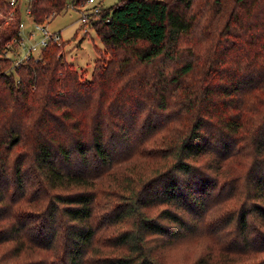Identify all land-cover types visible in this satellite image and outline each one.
Wrapping results in <instances>:
<instances>
[{
  "label": "trees",
  "instance_id": "1",
  "mask_svg": "<svg viewBox=\"0 0 264 264\" xmlns=\"http://www.w3.org/2000/svg\"><path fill=\"white\" fill-rule=\"evenodd\" d=\"M67 2L27 5L44 22ZM98 23L91 78L63 39L0 55V244L52 257L20 264H164L207 228L192 264H264V0H117ZM242 157L239 187L223 169ZM102 197L123 205L100 215Z\"/></svg>",
  "mask_w": 264,
  "mask_h": 264
},
{
  "label": "rangeland",
  "instance_id": "2",
  "mask_svg": "<svg viewBox=\"0 0 264 264\" xmlns=\"http://www.w3.org/2000/svg\"><path fill=\"white\" fill-rule=\"evenodd\" d=\"M67 1L69 2L71 0ZM116 1L117 0H102V3L105 6H112ZM80 2H82V0ZM27 4L28 0L20 1L22 20L26 24V27H33L30 15L25 13V10L28 7ZM7 10L8 9L4 8L0 9V48L5 43L6 38L11 32V30H9L10 26L4 23L5 13ZM79 15L80 13L78 10L65 8V10L56 14L52 19L39 23H46V26L50 31L60 30L61 36L65 41L62 46L65 61L71 66V68L77 71L78 75L81 76L82 79H86L91 78L95 60L98 57L96 47L103 50L104 45L94 29H91L88 34H83L79 28ZM37 38L38 37H35V39ZM9 66L14 68L12 63ZM144 119H147V115L144 116ZM141 120H143V118ZM249 162V157H242L235 161L228 162L223 169L224 176L228 179L232 175H235V177L238 178L237 183L239 187H242V177L246 172ZM239 200L240 197H237L234 201H230L229 203L223 202L222 205L216 206L215 209L211 210L206 221L209 222L212 220V223H217L220 215L226 210L225 207H236ZM104 201L105 200L102 197L97 206V210L100 215L102 214V211L104 213H107L108 211L111 215L118 205H123V203L120 202V199L111 200L108 206L105 205ZM161 208L162 206L155 207L151 209L149 213L154 216ZM122 227H126V225L121 226V224H115L114 226L103 229L102 234L104 236H111L118 232ZM34 234L37 233L35 230H32L29 237ZM211 236L212 234L209 233L207 228H201L197 234H190L184 239L177 241L174 244V247L166 250L162 255V261L164 264H192L193 261L206 250ZM28 242L33 244L31 238ZM11 253V245L7 243L0 244V264H20L21 262H25V259L27 258H33V261L39 260V258H45L47 260L52 259L51 255L43 249H40L38 252L33 254L30 252L23 253L21 256H17V258L12 256ZM114 253L115 252L113 250L109 252V254ZM217 264L221 263L219 262Z\"/></svg>",
  "mask_w": 264,
  "mask_h": 264
},
{
  "label": "built area",
  "instance_id": "3",
  "mask_svg": "<svg viewBox=\"0 0 264 264\" xmlns=\"http://www.w3.org/2000/svg\"><path fill=\"white\" fill-rule=\"evenodd\" d=\"M20 1L8 0L9 8L5 13L4 23L10 26L9 30L11 32L0 48V55L8 57L14 68L26 63L32 57H39L41 50L50 41L59 43L63 39L60 30L50 31L46 23L32 20L33 27H26L22 20ZM75 1H69L66 4V8L79 11V28L83 34H88L91 29L95 30V26L99 24L98 21L100 20V12L103 5L102 0H82L79 4H76ZM25 13L30 15L29 7H27ZM53 17L54 14L49 19ZM105 20L109 21L110 17H106ZM35 37L38 38L35 39Z\"/></svg>",
  "mask_w": 264,
  "mask_h": 264
}]
</instances>
